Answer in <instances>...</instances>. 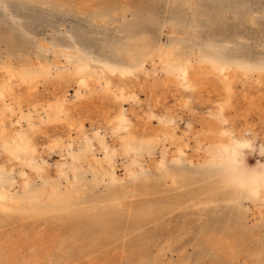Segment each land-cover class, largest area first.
<instances>
[{
    "label": "rangeland",
    "instance_id": "1",
    "mask_svg": "<svg viewBox=\"0 0 264 264\" xmlns=\"http://www.w3.org/2000/svg\"><path fill=\"white\" fill-rule=\"evenodd\" d=\"M69 3L0 0V168L13 183L12 192L20 193L26 181L38 187L60 186L64 190L72 178V156L83 152L87 160L80 170L89 186V195H101L112 189L129 192L136 190L140 182L148 181L169 197L168 202L174 207L165 222L171 228L184 226L188 233L184 234L183 242L177 241L157 255V248L163 243L152 247L156 257L150 264H210V259L201 257L193 245L195 236L201 225L220 221L227 214L238 216L235 232L243 237L246 245L252 246L263 239L264 201L252 202L246 197L254 184L234 177L230 161L237 153L235 140L241 134L250 141L249 164L263 166L264 179V113L256 108L253 112V107L247 112L243 107L238 108V121L235 119L228 127L219 116L212 120L207 98L209 94L213 98L214 86L218 84L216 89L220 88L218 75L214 73L216 66L241 70L254 78L264 76V0H149L154 18L163 26L155 37L160 54L140 59L138 75L140 79L148 77L150 84L154 79L167 77L170 61L201 66L200 82L203 85L207 82L203 86L206 90L203 88L204 94L197 97L198 103L193 94L181 90L184 102L190 103L182 109L174 93L165 103H158L143 87L135 103L120 101L107 90L103 77L107 73L136 72L137 63L119 50L120 45H131L124 32L126 26L133 24L135 1L122 0L114 13L104 12L103 5L100 8V3L94 0H69ZM8 68L13 70V82H16L2 84L1 77ZM204 77L216 80L207 81ZM84 80L87 87L82 86ZM210 82L216 85L211 87ZM30 99L32 103L28 104ZM36 107L41 109L37 112ZM30 118L32 122H28ZM124 118L136 128L128 129L121 122ZM209 121L218 122L220 141H209L198 134ZM148 122L150 125H146ZM163 132L171 133L173 139ZM21 134H29L35 143L34 155L41 174L31 164L22 165L7 152L2 137ZM131 138L138 142L135 149L127 142ZM151 138L155 140L154 145L149 143ZM177 179L184 182L180 184ZM117 261L129 264L121 257ZM242 263L243 257L238 258L237 264Z\"/></svg>",
    "mask_w": 264,
    "mask_h": 264
},
{
    "label": "bare ground",
    "instance_id": "2",
    "mask_svg": "<svg viewBox=\"0 0 264 264\" xmlns=\"http://www.w3.org/2000/svg\"><path fill=\"white\" fill-rule=\"evenodd\" d=\"M53 1L70 4L69 0ZM94 1H98V3H100L99 7L101 4L103 5V7L100 8L104 12L113 13L120 8V3L122 2V0ZM132 1H135L137 4V6L132 10L134 21L132 25H128V27L126 26L124 32L128 43L131 45H120L119 50L122 52L124 51L126 55L130 56L131 59L137 63L144 57H153L154 54H160L159 47L155 42V37H157L163 26H161L154 18V15L149 7V0ZM169 65L170 67L167 77L164 80L154 79L150 84L148 82V77H143L142 79L139 78L138 70L140 67L137 68L138 63L136 65L135 73L129 70H120L117 72L111 71L103 77L106 81L107 90L112 92L120 101L133 100L137 103L138 93L143 87H146V91H149L148 94H153L155 101H158V103H165L170 94H176L180 102L179 107L182 109L183 106L187 107L190 103L184 102L181 90L190 92L193 94L195 99H197V97H200L204 92V87L207 82L205 85L200 82L203 72L201 66H185L182 65V63H177L175 61H170ZM215 68H217V71L215 70L214 73L218 75L219 82L217 83L220 84V88L217 90L216 88L218 84L216 85L213 83L216 85H213L215 87V90L213 91V98L209 96L210 94L208 95L209 92L206 93L208 90L205 91L210 98H207V102L210 100V106L208 108L210 110L209 112L212 116V120H215V116H219L229 127L234 124V120L238 117V108L243 107L245 112H247L248 110L252 111L253 107V112L256 108V111L259 110L264 113V108L262 107V104L264 103L263 74L260 77L258 76L257 78H254L253 75L252 77L248 76V74L244 71L232 70L227 66H216ZM12 71L9 68L5 71L1 77L2 84L9 85L10 81H12V84L16 82H13L15 75L12 74ZM173 74L176 77H174ZM210 77H207V79ZM23 79H25V77ZM213 79L216 80V78L213 77L207 81H211ZM16 80L18 81V79ZM74 82L75 81H73V83ZM86 82V80L83 81V87L88 86ZM212 82H214V80ZM212 82H210L209 86ZM54 83L56 82L54 81ZM22 85H25L26 89V83H23ZM213 86L211 85V87ZM28 87L32 88V86ZM19 91L20 89H18V92ZM209 91L212 92L211 89ZM29 93V96H31L32 93ZM5 96L6 95H4V98ZM55 97L57 99V95ZM30 98L32 99V97ZM147 98L150 99L149 95ZM18 99L19 98H17V100ZM198 99L197 103L199 101ZM151 101H154L153 98ZM31 103L32 100L28 104ZM71 103H73V101ZM71 103L68 104V106H71ZM199 103L201 104V102ZM20 104L21 103L19 102V105ZM147 104H149V102ZM254 104L255 106H253ZM81 105L83 106L84 104ZM77 107L78 106L76 105L74 106L75 109ZM175 107L177 108V106ZM23 108L21 110H23ZM36 108L35 110L38 112L39 107ZM236 109H238L237 112ZM169 111L172 110L169 109ZM86 112L89 113V110ZM97 112L99 114V111ZM76 113L78 114V112ZM94 113L96 116L97 113ZM135 113L137 115V112ZM240 113H242L241 109ZM89 114L91 115V113ZM249 114L250 111L248 115ZM26 115H29V112ZM79 116L80 115H78V118ZM85 116L84 118H86ZM23 117L26 116L23 115ZM241 117L244 119L243 116ZM84 118H82L81 121H83ZM263 119L261 118V121H263ZM23 120H25V118ZM138 121L140 126L142 121L140 122V118ZM28 122H32L31 118ZM121 122L127 124L129 127L128 129H133L135 126L128 118H124ZM25 123L27 122L25 121ZM149 123L150 122L145 124L150 125ZM242 127L243 126L240 128ZM34 128L35 127H33V129ZM248 128H251V126ZM219 129L218 122L209 121L201 127L198 134H203L205 136L204 138L209 141H220L222 136L219 135ZM239 129L238 131H241ZM71 130H73V128ZM235 133H237V130ZM163 134L172 138V134L169 132H163ZM28 136L26 134H21L16 137H2V140L6 142L7 152L14 160H18L22 163V165L31 164L37 174H41L42 170L38 167L37 160L34 155L37 152L34 147L35 143L33 144L32 140ZM127 142L132 149H135L138 143L136 138H131L130 140L128 139ZM248 142L250 141H248L243 135H237L235 140L237 153L230 161L232 175L234 177H238L239 179L253 183L254 185L247 191L246 197L252 202H263V166L256 163L249 164L250 152L248 149ZM149 143L150 145H154L155 140L151 138L149 139ZM72 157L74 159V164L70 170L72 178L71 181L67 183L64 190H62L60 186L38 187L32 182L26 181L23 184L20 193L12 192L13 183L0 168V228L3 229L0 231V264H119L117 260H119L120 257L129 264H150L152 259L156 257L155 254L153 255L152 247L157 248L161 242L163 243L162 246L157 248V255L163 251L164 248L168 249L172 245H175L177 241L183 242L185 237L184 234L188 233L187 230H185V227L171 228L170 224L165 222L166 216L173 211L174 206L168 202L169 197L163 193L162 190H159L158 187L148 181H142L139 183L136 190L133 191L123 192L112 189L101 195H89V186L83 179L80 170L81 165L87 160L86 154L79 152ZM177 181L180 184L184 182L183 179H177ZM231 199L232 198L230 197V200ZM19 224L20 226L18 227ZM238 224L239 221L236 214H227L220 221L213 220L210 223L201 225L199 227L198 234L195 236L196 238L194 239L193 244L199 249V255L201 257L209 258L210 264H237V260L240 257H243L242 264H264V238L260 239L252 246L246 245L243 237L235 232ZM15 225H17V227H14ZM116 257H118V259Z\"/></svg>",
    "mask_w": 264,
    "mask_h": 264
}]
</instances>
